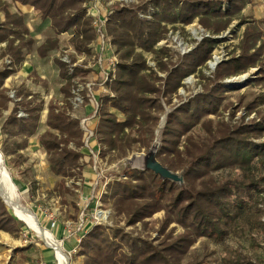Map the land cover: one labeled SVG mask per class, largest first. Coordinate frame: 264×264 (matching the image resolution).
Returning a JSON list of instances; mask_svg holds the SVG:
<instances>
[{"label":"trees","instance_id":"trees-1","mask_svg":"<svg viewBox=\"0 0 264 264\" xmlns=\"http://www.w3.org/2000/svg\"><path fill=\"white\" fill-rule=\"evenodd\" d=\"M87 1L11 0L13 4L33 8L43 21H50L54 37L35 48L36 40L25 16L12 13L9 4L0 0V13L4 15L0 21V58L9 57L11 62L10 66L0 68V129L4 137L1 153L5 158L13 157L11 161L18 169L28 162L21 152L38 135L46 102L41 95L21 87L16 92L19 101L14 102L10 111L12 100L4 88L5 82L34 50L40 59L59 50V37L64 33L74 34L71 43L76 51L89 54L96 33L92 18L86 17ZM229 2L230 7L223 9L224 2L218 0H149L141 7L116 9L110 16L105 33L119 62L105 84L106 93L98 100L93 149H98L100 157L116 153L122 159L135 150L148 151L153 146L165 113L161 97L178 92L184 79L207 63L215 42L205 40L185 58L183 65L172 71L164 62L169 51L158 50L156 45L166 37L168 25L189 26L199 19L205 29L218 35L235 20L244 24L242 11L248 0ZM141 12L148 13L150 19L141 18ZM3 44L6 46L2 47ZM139 50L155 55L159 72L168 73L166 80L158 77ZM241 50L240 56L219 65L205 94L183 103L167 117L157 160L173 173L181 174L183 185L164 180L150 170L128 167L127 179L109 183L102 197L117 217L126 218L127 227L141 223L146 230L151 226L147 219L165 212L156 231L159 237L155 240L124 229L87 224L77 245L84 264H203L192 257L197 243L202 240L222 246L233 234L245 229L262 235L264 245V113L249 123L242 119L236 125L221 119V107H234L232 103L224 104L230 90L224 87L223 80L260 68V77L255 80L264 83V42L259 26L247 28ZM54 62L60 78L66 81L61 88L65 105L54 100L48 104L45 132L39 136V144L47 154L50 172L60 178L50 194L64 197L72 190L68 181L82 179V160L89 158L93 163V157L82 152L86 135L80 119L69 113L73 108V79L80 70L71 75L67 63L61 59ZM260 105H264V95L249 102L245 109L253 113ZM5 111H10L8 117H4ZM20 111L27 118H20ZM210 116L218 119L214 121ZM225 173L228 178L219 176ZM33 184L31 192L36 191V183ZM173 224L181 227L182 233L175 235L174 228L166 234ZM0 231L18 239L30 235V244L16 253L31 251L37 241L2 199ZM237 259L238 264H254L240 254Z\"/></svg>","mask_w":264,"mask_h":264},{"label":"rangeland","instance_id":"rangeland-1","mask_svg":"<svg viewBox=\"0 0 264 264\" xmlns=\"http://www.w3.org/2000/svg\"><path fill=\"white\" fill-rule=\"evenodd\" d=\"M4 1L9 4L12 13L20 14L22 12L18 4H13L11 0ZM90 1H95L98 7L93 15L91 14L93 17L91 15H89L90 17L88 16V2L84 3V7L87 11L86 17L92 18V26L95 29V22L100 23V21L103 22L105 19L108 21L116 9L141 7L146 5L149 0ZM218 1L224 2L223 9L230 7L229 0ZM99 7L101 8L99 9ZM26 12L28 15L26 22L30 28L32 37L36 39L35 48H37L48 38L54 37V34L51 32L50 23L45 24L39 17L41 15L39 12L36 11L37 15L33 14L32 10H27ZM100 16L101 19L99 18ZM139 16L150 19L148 13L143 14L141 12ZM242 17L245 19L244 24H240V20H235L227 30L218 35L205 29L200 24L199 19H196L189 26H183L181 24L167 26L168 31L166 37L155 48L169 51V55L164 59V62L168 63L167 65L170 71L183 65L185 58L194 53L205 40H213L215 45L212 49L211 58L204 66L198 68L197 72L184 79L182 87L178 92L170 94L167 98L160 96L165 113L163 114L157 138L152 147H158L160 149L162 133L165 129L169 113L183 103L205 94L210 81L214 80L219 65L229 61L233 56L241 55V43L245 38V32L249 26L256 25L260 27L263 31L264 42V0H248L246 8L242 11ZM3 20L4 15L0 13V21ZM70 35L72 34L61 35L60 49L51 53L46 59H40L35 50L33 53L26 55V60L22 68L9 78L4 85L9 97L12 94L15 97L14 92H17L21 87H25L34 93L41 94L47 103L51 100L58 103L64 102V94L61 92L64 81L59 78V69L54 63V60L62 58L66 62H70L72 58L77 57V54L72 49ZM138 52L144 55L147 64L154 69L158 77L163 80L167 79V72H159L154 54L142 52L141 50ZM113 57L117 61L119 60L118 55ZM93 62L94 56L89 59L90 67L93 66ZM81 63L79 62L78 65ZM9 64V57L0 58V68ZM84 68H82V71L79 72V76L75 80L78 88L75 90L76 97L73 101V115L76 117H86L90 114V109L83 105V98L80 92L84 90L85 86L89 90L93 88L92 91L94 92V88L98 89L99 84L103 80L102 74L99 77L93 72L92 68L88 69V71H85L86 68ZM260 73V68H252L244 74L232 76L222 81L224 87L230 90L227 94L228 99L224 104L232 103L234 107L227 110L221 107V119L232 125H236L242 119H245V122L249 123L257 119L259 113H264V105H260L253 113L245 109V106L249 102L258 96L264 95V83H258L255 80L260 77ZM10 107L11 109L14 107L13 102L10 103ZM3 114L4 117H7L9 111H5ZM44 115H46V110ZM210 119L215 121L218 118L216 116H210ZM44 130L45 125L42 124L38 134L43 133ZM36 138L33 139L31 143L32 147H30L29 151L25 152L29 160L25 164L27 168L24 167L26 173L21 175L22 180L27 182L29 187L24 190H18L16 187L14 203L25 210L31 211L38 218L37 220L41 224L39 225L54 236L55 240L61 244L63 252L68 259V264H84V257L79 256L78 247L76 246L85 233L87 224L89 226L102 224L111 229H124L127 233H133L135 236L142 234L143 237H151L155 240L159 237L156 231L160 228V223L165 217V212H160L152 218L147 219V222L151 223V226L144 230L141 223L137 224L136 227H127L126 218L124 216L117 217L111 210L110 205L102 202L103 195L107 193L108 184L114 182L116 179L126 180L125 173L128 167L141 170L144 155L152 147L148 151L142 150L139 152L135 150L133 153H129L126 158L122 159H119L116 153H109L105 157H100L98 153H95L96 158L94 162L96 163L94 166L88 165L85 167L84 178L77 182L78 187L72 188L69 194L60 198L50 194L60 179L53 176L48 170L45 153L42 149L38 148ZM3 142L4 137L0 129V152ZM2 157L5 169L10 174L11 179L12 174L14 176H20V174H17L19 169L16 168L14 163L3 155ZM87 161L88 158H86ZM179 175L182 176L181 174ZM219 176L228 178L229 174L225 173ZM37 181L39 182L37 183ZM33 183H36V191L31 192V187H34ZM73 183L74 180L70 181L68 185L71 186ZM74 206H77L78 210H75ZM174 228L176 229L175 235H179L183 231L181 227L173 224L168 228L166 234ZM30 230L32 231L31 236L36 238L37 241H34V246L31 251L15 254V264H59L56 252L36 232L31 228ZM260 236L262 235L254 232L250 233L249 230L245 229L244 232L233 234L231 240L222 246L206 243L201 240L192 249V257L197 260H202L204 262L203 264H238L237 255L240 254L254 264H264V245L261 241L262 237ZM24 238L27 243H25V240H22L21 244L25 243V245H29L30 240L28 239L30 235L27 234ZM1 251H4V249H1Z\"/></svg>","mask_w":264,"mask_h":264},{"label":"crops","instance_id":"crops-1","mask_svg":"<svg viewBox=\"0 0 264 264\" xmlns=\"http://www.w3.org/2000/svg\"><path fill=\"white\" fill-rule=\"evenodd\" d=\"M88 2V6L89 7H87V11H88V16L89 15H93V13L95 12V10L98 8L97 7V4L95 3V1H90V0H88L87 1ZM21 9H22V15H24L25 16V18H26V20H27V18H28V15H27V10H32V12H33V14H36L37 15V12L33 9V8H31V7H29V6H21V5H18ZM101 7H99V9H100ZM86 11V12H87ZM91 11H92V13H91ZM20 13V14H21ZM91 15V16H92ZM39 16V15H38ZM40 18H41V15L39 16ZM90 17V16H89ZM93 17V16H92ZM100 19H101V16L99 17ZM42 19V18H41ZM43 22H45V24H49L50 23V21H43ZM103 22H105V24H104V27H103V29H104V34H105V49L103 50V40L97 35V32L95 31V33H96V41L94 42H92V44H91V51H90V53L89 54H87V53H83V52H78V51H76L75 50V48H74V46L72 47V49L74 50V52L77 54L76 56L77 57H75V58H72V60L70 61V62H66L64 59H62V58H58V59H61L63 62H65V63H67L68 65H69V68H70V74L72 75V74H74V71L76 70V69H79L80 71H82V68H84L85 69V71H88V69H90V68H92V70H93V72L96 74V75H98L99 77H100V75L102 74V76H103V80L101 81V83L99 84V88L98 89H96V88H94V92L92 91L93 90V88H91L90 90L87 88V86H85V88H84V90L82 91V92H80V95H81V97L83 98V105L84 106H86L87 108H89L90 109V114H89V116H86V117H76L75 115H73V113H74V105H73V101H74V99H75V90L78 88V86H77V83H76V78L79 76V74L77 75V76H75L74 77V79H73V84H74V86L72 87V94H73V97L70 99V102H71V104H72V106H73V108L69 111V113L71 114V116L73 117V118H76V119H80V121H81V128H82V130L85 132V147H84V149L82 150V152L84 153V154H86V155H91L92 157H93V163H90L89 161V158H88V161L86 162V159L85 160H82V162H84V169H85V167L86 166H88V165H92V166H94V164L96 163V162H94L95 161V158H96V156H95V153H98L97 152V148H95V149H93L94 148V146L93 145H95L96 144V142H94L93 141V137H94V128H95V125H96V121H97V113H98V110H99V102H98V100H99V97L101 96V95H103V94H105L106 93V88H105V84H106V82L109 80V75H110V73H111V71H112V69L114 70V68L115 67H113L111 64H110V60H111V58L113 57V56H115V54H114V52H113V48H111V46L109 45V40H108V38H107V36H106V33H105V27H106V23H107V20L105 19V21H103ZM50 25V24H49ZM30 29V28H29ZM69 33L70 32H68V33H64V34H62V35H65V34H68L69 35ZM71 34L72 35H70L71 37V40H72V38H73V36H74V34L71 32ZM31 36H32V34H31ZM34 38V37H33ZM35 39V38H34ZM36 40V39H35ZM59 40H60V37H59ZM60 45H61V42H60ZM6 45L5 44H3L2 45V47H5ZM60 49V48H59ZM114 54V55H113ZM94 56V62H93V66L92 67H90V64H89V59L91 58V57H93ZM80 58V59H79ZM55 61V60H54ZM79 62H82L80 65H78L79 64ZM55 63V62H54ZM103 63H106L107 64V66H106V64H103ZM11 65V62H10V64H9V66ZM57 66V65H56ZM82 66H84V67H82ZM22 68V67H21ZM59 69V68H58ZM79 71V72H80ZM16 74V73H15ZM13 76V75H12ZM11 76V77H12ZM11 77H9V78H11ZM8 78V79H9ZM59 78H60V70H59ZM7 79V80H8ZM61 79V78H60ZM62 81H64V84H63V86H65V84H66V81L65 80H63V79H61ZM6 83V82H5ZM62 86V87H63ZM61 87V88H62ZM14 92V91H13ZM15 93V97H10V99L12 100V102L14 103L15 101H19L17 98H16V92H14ZM35 94H37V93H35ZM39 95H41V94H39ZM42 97V96H41ZM43 98V97H42ZM44 99V98H43ZM85 99H88V104H86L85 103ZM45 100V99H44ZM64 100V99H63ZM51 101H53V100H51ZM51 101H49V103L51 102ZM46 102V101H45ZM49 103H47L46 102V105H45V110H46V115H44V113H45V110H44V112H43V116H42V124H44L45 125V123H46V119H47V114H48V104ZM61 106H64L65 105V103L63 102V103H59ZM14 108V107H13ZM12 108V109H13ZM11 109V107H10V111L12 110ZM88 109V110H89ZM10 111H9V114H10ZM72 111V112H71ZM8 114V115H9ZM8 117V116H7ZM19 117L20 118H27V116H26V114L24 113V112H22V111H20L19 112ZM44 132H45V130H44ZM43 132V133H44ZM42 134V133H41ZM41 134H38L37 136H35L34 138H36L37 139V142H38V148L39 149H42L43 150V152L45 153V159H46V162H47V154H46V152H45V150L40 146V144H39V136L41 135ZM90 134L92 135V136H90ZM34 138H32V139H30V142H29V146H28V148L27 149H25L24 151H22L21 153L25 156V157H27L28 158V160H29V157L25 154V152L27 151H29V149H30V147H32L31 146V143H32V141H33V139ZM13 157H9L8 159L11 161V159H12ZM27 163V162H26ZM26 163H24L20 168H19V172L17 173L18 175L20 174V176H15V178H12L11 179V176H10V180H11V182H12V184H13V186L15 187V189H16V187H17V189L18 190H24V189H27V187H29V184L27 183V182H25V181H23L22 180V176L21 175H24V173H25V171H26V169L25 168H27V167H25V164ZM47 164H48V162H47ZM25 167V168H24ZM84 169H83V176H82V178H84ZM48 170H49V167H48ZM50 171V170H49ZM51 173V172H50ZM52 174V173H51ZM10 175V174H9ZM53 175V174H52ZM53 176H55V175H53ZM56 178H59V177H57V176H55ZM60 179V178H59ZM72 180H74V183L73 184H75L76 186L75 187H78V184H77V182L80 180H78V181H76L75 182V179H72ZM72 180H69L68 181V183L70 182V181H72ZM60 181V180H59ZM58 181V182H59ZM39 181H37V183H38ZM57 182V183H58ZM68 183H67V186L69 187V188H73L72 187V185L71 186H69L68 185ZM15 184H16V186H15ZM56 186V185H55ZM74 187V188H75ZM55 188V187H54ZM1 195V194H0ZM55 196H58V197H60L61 198V196H59V195H57V194H54ZM2 196V195H1ZM1 196H0V199H2L1 198ZM4 198V197H3ZM2 201H3V199H2ZM4 202V201H3ZM5 203V202H4ZM5 205L11 210V212L13 213V215L19 220V221H21L22 223H24L25 225H26V227L28 228L29 226L27 225V223L26 222H24V221H22L17 215H16V213L13 211V209H11L10 207H9V205H7L6 203H5ZM31 212V211H30ZM32 213V212H31ZM33 214V213H32ZM35 216V215H34ZM37 218V217H36ZM38 219V218H37ZM38 222H39V220H38ZM40 224V223H39ZM41 225V224H40ZM29 229H30V227H29ZM25 237H26V235H25ZM22 240H25L26 241V239L24 238V239H18V238H15L14 236H12L11 234H9V233H6V232H3V231H0V264H15V261H16V250L17 249H20V248H23V247H25L26 245H25V243H27V241L24 243V244H21V241ZM80 241V240H79ZM79 241H78V243H79ZM77 243V244H78ZM76 244V245H77ZM77 247V246H76ZM1 249H4V251H1Z\"/></svg>","mask_w":264,"mask_h":264},{"label":"bare ground","instance_id":"bare-ground-1","mask_svg":"<svg viewBox=\"0 0 264 264\" xmlns=\"http://www.w3.org/2000/svg\"><path fill=\"white\" fill-rule=\"evenodd\" d=\"M15 187L13 186L10 177L7 174V171L4 166L3 157L0 154V194L6 202L8 203L9 207L13 209L16 215L27 225L38 234V236L56 252L57 259L59 264H68V259L63 252L61 244H59L54 236L48 232L47 230L43 229L37 220V218L28 210H25L14 203L15 200Z\"/></svg>","mask_w":264,"mask_h":264},{"label":"water","instance_id":"water-1","mask_svg":"<svg viewBox=\"0 0 264 264\" xmlns=\"http://www.w3.org/2000/svg\"><path fill=\"white\" fill-rule=\"evenodd\" d=\"M158 151H159L158 147H152L151 150L146 155H144V158L142 160L143 165H142L141 170H143V171L150 170V171L156 173L157 175H159L164 180H171L173 182H176V183H179L182 185L184 183L183 177L180 176L179 174L173 173L172 171H170L168 168L163 166L157 160ZM0 154H1V152H0ZM7 174L9 176L8 172H7ZM1 198L8 205V203L6 202V200L2 196H1Z\"/></svg>","mask_w":264,"mask_h":264},{"label":"built area","instance_id":"built-area-1","mask_svg":"<svg viewBox=\"0 0 264 264\" xmlns=\"http://www.w3.org/2000/svg\"><path fill=\"white\" fill-rule=\"evenodd\" d=\"M102 21H100V23H97V22H95V24H96V26H95V29H96V31H97V33H98V36L103 40L102 42H103V50L105 49V34H104V29H103V27H104V24L105 23H101ZM110 64L113 66V67H116V64H117V59L115 58V57H112L111 58V60H110ZM12 97H14V94H12L11 95ZM90 136H92L91 134H90Z\"/></svg>","mask_w":264,"mask_h":264}]
</instances>
